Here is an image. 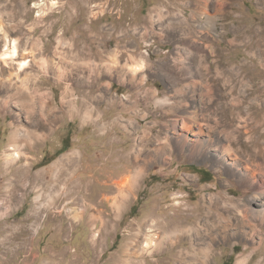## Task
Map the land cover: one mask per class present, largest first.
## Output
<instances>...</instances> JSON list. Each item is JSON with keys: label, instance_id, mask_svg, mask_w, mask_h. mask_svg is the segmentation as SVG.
I'll use <instances>...</instances> for the list:
<instances>
[{"label": "rangeland", "instance_id": "obj_1", "mask_svg": "<svg viewBox=\"0 0 264 264\" xmlns=\"http://www.w3.org/2000/svg\"><path fill=\"white\" fill-rule=\"evenodd\" d=\"M169 1H174L173 12H179L178 16L169 15ZM187 2L191 0H92L85 10L74 0H0L5 28L0 29V85L8 70L18 68L26 57L29 93L32 97L46 95L50 122L46 135L26 150V158L8 161L14 116L24 130L34 128L41 116L37 112L36 117L28 118L13 103L8 110L0 108V264H131L130 260L118 261L128 242H133L130 253L138 249L131 256L141 260L140 264H156V259L160 264H177V257L171 259L190 246L189 237L182 236L173 250L153 254L139 249L145 245V235L137 238L135 234L142 223H154L157 216L185 217L192 222L196 216L187 213H201L203 199L205 222L214 226L219 221L214 219L232 216L231 222L224 220L229 226L226 235L218 229L206 233L208 241L217 232L224 239L220 234L212 242L205 264H264V221L253 214L255 209H264V196L246 211L247 207L239 205L244 203V176L241 172L230 176L225 170H236L229 164L230 157L219 162L214 151L208 156H199L200 151L189 156L192 142L202 144L214 132L204 121L182 130L181 122L191 123L192 113L180 106L187 101L189 107L184 109L210 108L224 116L228 112L232 122L226 117L223 121L232 124L228 126L235 135H243V141L233 142L242 153L238 154L242 173H256L254 184L264 190V176L254 170L264 167V156L255 153L261 146L250 143L252 128L239 129L242 122L238 118L239 113L264 112V64L260 55L250 53L252 43L242 42L244 34H253L252 42L259 43V29L264 31V0L224 3L218 29L212 32L226 29L228 33L216 41L217 53L195 62L197 49L191 37L178 40L191 19L181 14ZM157 4L163 5V15L156 11L151 19L150 11ZM189 10L191 13L189 8L186 12ZM210 10L214 12L213 6ZM236 24L246 31L232 47L229 40ZM195 29L200 27H191ZM4 32L9 34L7 42L2 38ZM143 33L146 36L140 37ZM13 40L21 53L16 61H5L4 53ZM202 40L200 44L209 43ZM91 49L103 52L113 64L110 70L107 64H100L99 77L79 57L80 52ZM113 51L119 54V64L110 55ZM50 58L57 66L49 67ZM221 60L232 64L224 66ZM201 67L207 74H200ZM233 68L236 74H231ZM23 77H14V81ZM195 80L198 84L193 93L184 83ZM207 83L212 85V96L202 92ZM35 86H41V91H35ZM4 97L0 88V99ZM254 124L257 122L252 120L250 126ZM258 128L264 131V125ZM184 136L189 137L187 142L180 141ZM183 143L185 147L179 150ZM74 151L78 152V173L74 179L57 180L55 165ZM26 168L29 177L23 178ZM240 211L251 222L244 223L246 227L239 220L243 218ZM151 230L156 233V227ZM166 240L175 242L176 235L172 233Z\"/></svg>", "mask_w": 264, "mask_h": 264}, {"label": "bare ground", "instance_id": "obj_2", "mask_svg": "<svg viewBox=\"0 0 264 264\" xmlns=\"http://www.w3.org/2000/svg\"><path fill=\"white\" fill-rule=\"evenodd\" d=\"M74 1H76V3H78L79 5H81V7L83 9L87 10L88 9L87 3H89L92 0H74ZM227 1L231 2V0H191V2H187V3L183 4L185 11L182 10L181 14L184 17H191V19H189L188 21L185 19V21H187V23H185L186 29H184L185 30L184 33L182 35H180L179 38H178V34L175 33L176 34L175 38H178V40L181 42L182 40L184 41L186 38L191 37V40H190V41H192L191 44L197 49L196 54L193 55L194 62L197 61L198 57L204 58L207 54H209L210 56H213V54H214L213 52L217 53V46L215 44L216 41L223 40L224 39V37H223L224 33H228V31L226 29H224L219 34L212 32L213 30L218 29L217 24H218L219 18L221 17V14H222L221 13L222 7L225 8V6H223V4L226 3ZM169 2L171 3L172 1H169ZM176 2H178V1H176ZM171 5H172V8H170V6L168 7V12L170 13L169 15L170 16H178V14H180L179 12H177V13L173 12L174 1L172 2ZM46 6H48V5H46ZM161 6L163 7V5H161V4L158 6H154V8L150 11L149 17L151 19L154 17V12H156V11L159 12L161 15H163V13H162L163 9L161 10ZM210 6H213L214 12H212L210 10ZM187 8L191 9V13H190V10H189V13L186 12ZM193 26H199L200 29L191 30V27H193ZM5 27H6V24H5ZM243 27H245V26H241L240 24H238V25L236 24L235 28L232 29L234 32V36H233L232 40H229L230 41L229 43L231 44L232 47L237 46L238 42H241L240 37H241V35H243L241 33L243 31L244 32L246 31V30L242 29ZM0 29H5L4 28V22L1 18H0ZM260 32H262V36L258 40L259 43L254 44L252 42V37L254 38L256 36L253 34H250V35L244 34L245 39L242 40V42L243 41L244 42H247V41L251 42L252 48H251L250 53L253 56L260 55L261 56L260 57L261 62L264 64V44L262 43V42H264V31H260V29H259V33ZM121 35H122V33H121ZM142 36H146L145 33L140 35V37H142ZM2 38L7 42L8 38H9V34H7V32H4ZM199 39H200V42H199ZM202 39H204V40L206 39V41L209 43L200 44V43H202L201 41H203ZM9 45L10 46H8L7 48L8 49L11 48V49L4 53L5 56H3V59L5 61H8L7 58H10L13 61H16L15 59H17L18 55L21 53L19 51V44L16 40H13V43L12 44L10 43ZM202 46H204L203 50H202ZM206 51H208V53H206ZM60 53H61V51H60ZM80 53L78 52V54H80L79 57L82 56V58H83V61L81 60V62H83L84 65L87 64L88 66H90L91 70L95 69V71H96L95 75L97 77H99V73H100V69H99L100 64H102V65L107 64L109 67L108 70H110V68L113 67V64H111L112 62H108L106 57L103 55V52H101L100 50H98V51L92 50L90 52H86L85 54L83 51ZM24 55H23V57H24ZM27 55H29V54H27ZM110 55L112 57H114L113 61H114L115 65L119 64V62L117 61L119 58V54H117V52L113 51L110 53ZM218 55H219V53H218ZM41 56L43 58V55H41ZM220 56H221V54H220ZM79 57H77V58L79 59ZM176 59H178V58H176ZM176 59H174L175 62H176ZM47 61H48V59H47ZM48 63L50 65L49 67H51V68L54 67L55 65L57 66V63L54 59L50 58ZM221 63L224 66H231L232 61L224 63L221 60ZM28 65H29V60L26 57H24L22 59V61L18 63V68L9 69L8 70V73H9L8 76L1 79L0 88L4 91L5 97L3 99L2 98L0 99V108L8 110L13 103V104L17 105L18 107H21L25 111L28 118H31V116L33 117L34 115L36 117L37 112L41 116L35 122L34 128H32V129L29 128L27 130H24L23 126H21L17 122V119H18L17 115L14 116V120L12 122V124L14 123V126L11 129V135L9 138V140H10L9 146L10 147H8V148L11 151V153H10V157H9L8 161H15V160H17V158L19 160V157H22V156H24L26 158V152H27L26 150L34 148V145L37 144L36 142L40 141V139H42L46 135V132L50 128V122L47 118L48 116H46L47 112H49V111H47L48 106H47V102L45 101L46 95L44 96V94L39 93L38 96L32 97L29 93L28 82H29L30 74L28 72H26L28 70V67H29ZM107 65H106V67H107ZM238 66L240 67V65H238ZM125 68H128V67H125ZM241 68H243V67H241ZM140 69H141V67L138 66V70H140ZM79 70H80V66H79ZM82 72H85V71H82ZM235 72L236 71L233 68L231 70V74H233ZM92 73L94 75V71H92ZM107 73H108V71H107ZM221 73L224 74L225 69H222ZM22 74H24V77L21 78L20 81L16 83V81H14V77L17 78L15 80H19V77L22 76ZM85 74H86V72H85ZM200 74H202V75L207 74L203 67L200 68ZM89 76H91V74H89ZM131 79L134 80V76ZM197 84L198 83L196 82V80L194 82L191 81L190 83H184V85L187 88H190V90L193 93L197 89ZM203 89L204 90H202V92L204 93V95L206 94L207 96H212V85L210 83L205 84ZM35 91H41V86H35ZM182 91L186 92L185 89H182ZM36 98H37V101H39L38 103H40L39 105H37V102L34 100ZM92 98H96V97L92 96ZM36 105L38 107H35ZM180 106H183L182 111L192 113V114H189V118H190L191 123L185 122V121L181 122V129L182 130H187L190 125L196 126L199 123H201V121H204L207 129L214 132V134L209 135V137L207 139L202 141V144L192 142V144H191L192 147L190 149L189 156L193 158L194 154H196L198 151H200V152H198L199 156L202 154H203V156L204 155L208 156V155H211L210 151H214L215 157L218 158L219 162L225 161L226 156L230 157L232 161L229 162V164L232 167H236V170H234V168H231V169L226 168L225 169L220 164L219 165L221 166V168H224L227 171V173L230 174V176H235V174L240 173V172L244 176L242 178V185H243V187H246V188H244V192H245L244 193V203L243 204L239 203V205H241L243 207H247V209H246V211H247L248 208L251 207L252 202L261 201L263 196H264V190L259 188L258 185L254 184V182L257 181V174L253 173V172L242 173V164L240 163L241 159L239 158L240 156L238 157V154H240V152L238 153V151L235 150L236 148H235V145L233 142L237 143V142L243 141V139L241 140V136H243V135L242 134L235 135L232 132L231 128H229L232 125V124L230 125V123L232 121H231V117L228 116V114H227L228 112L224 116V115H220L219 113L217 114V112H215L214 109H210V108H208L206 110L202 109L200 111L197 109H192V110L184 109V107H189V102H187V101L180 103ZM85 111H86L85 114L90 112L88 109H86ZM223 117H226V120L230 121V123L225 124V122L223 121ZM238 118L241 119L239 123L242 122L241 124H239V127H240L239 129H243V128L247 129L248 127L252 128L253 132H252V134H250L249 141L252 145H258V146L260 145L261 147L256 148L255 153L258 152V154L260 153L261 156H264V131H260L258 128L260 125H264V112L262 114L256 113L254 115L251 111H250V113H249V111L246 113H243V114L239 113ZM252 120L256 121L257 124H254L251 127L250 125L252 123ZM177 123H178V119L176 118L174 120V123H173L174 127H176ZM228 125H230V126H228ZM180 138H181L180 141H184V142L185 141L187 142V140L189 139V137H187V136L180 137ZM184 147H185V145L183 143L182 145L179 146V150H182ZM206 150H207V152H206ZM77 153H78L77 151H74V152L68 154L66 157L60 159L57 162V164L55 165V167L58 171L57 180L60 181V180H62V178H66L68 176L70 179L75 178L76 174L78 173V172L76 173V160H77L76 156H78ZM255 153H253V154H255ZM234 154H237V156ZM244 157H245V155H244ZM210 159L213 160V156H210ZM219 165H218V167L220 168ZM247 167L251 168V165L250 166L247 165ZM247 170L249 171V169H247ZM254 170L258 173H261L264 176V167H261V165H259V168H257L255 166ZM72 171H74L73 174H72ZM22 177L23 178L29 177L27 168L23 171ZM134 178L135 179L138 178V174H135ZM13 191L15 192L16 188H13ZM248 194H251V195L249 196ZM40 198H41V194L38 195L37 199L39 200ZM210 198L213 200V198H215V197L212 194ZM202 201H203L202 202L203 208H202V211H200L201 213H198V212H194V214L187 213L190 216H193V215L196 216L192 222H190L185 217H180L179 219H176V218L167 217V216H157L156 219H154L155 220L154 223L149 224L148 221L142 223V225H141L142 228L135 234V236L137 238H141L145 235L146 240H145V245L139 246V249H141L143 251L150 250L149 252H151L153 254L155 252L156 253L163 252L164 250L170 251V250L175 249L177 247V244H180V242L182 241V239H181L182 236H186V237H189L190 246L183 248V250H181L179 252V254H177V255L174 254L171 260H175V257H177L179 259L177 264H205L207 259L210 257V252H211L210 246L212 245V242H214V240L217 239L220 236V234H222L221 232L225 233V235H226L225 231L227 230V228L229 226H228V224H224V220H226L227 222H229V221L231 222L232 216L228 215L226 218H223L222 221L220 219H214L215 221H217V220H219V221L213 226L212 224H210L211 222H205L206 220L204 219V217L202 215L203 210L205 208L204 199ZM211 202L212 201H210V203ZM215 202L217 203L218 201L215 200ZM220 202L221 201H219V203ZM226 205H228V204H226ZM252 208L255 209L254 207H252ZM187 209L190 211H193L194 208L193 207L191 208L190 206H188ZM208 209L210 210L209 207H208ZM244 210L245 209H243V211ZM184 213L185 212H183V214ZM253 214H254V218L256 220L264 221V209H259V210L255 209V213H253ZM239 216L243 217V218H239L242 226L246 227V225L244 223H250L251 224L250 220L248 218H245L244 213L242 211L239 212ZM145 226L150 227V228H148V231L146 233L143 232V229H145ZM154 227H156V233L153 234V233H151V231H152L151 228H154ZM216 229L220 230L221 232H217L215 234L212 233L210 235V240L208 241L206 239L208 231L209 230L215 231ZM256 231L259 232L260 229H257ZM172 233H174L176 235V241L172 242V243H168L166 238L169 235L171 236ZM249 234H250V231H249ZM221 238L224 239V234H222ZM262 240H263V237H262ZM164 243H166V247L163 248ZM132 245H133V242L127 243L126 247L123 249V253L118 258V261L129 262V260H130L132 262L131 264H140L141 263V262H139L141 260L138 259L139 260L138 261L136 259L137 257L131 256L132 254H135L138 251V249H136L135 252L130 253L132 251ZM140 255H141V253H140ZM156 262H157L156 264L161 263L159 259H156Z\"/></svg>", "mask_w": 264, "mask_h": 264}]
</instances>
